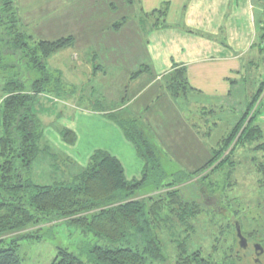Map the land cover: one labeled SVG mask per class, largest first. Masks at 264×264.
I'll return each mask as SVG.
<instances>
[{
    "label": "trees",
    "instance_id": "16d2710c",
    "mask_svg": "<svg viewBox=\"0 0 264 264\" xmlns=\"http://www.w3.org/2000/svg\"><path fill=\"white\" fill-rule=\"evenodd\" d=\"M15 2L0 0V31H3L0 34V264H21L16 253L18 242L38 240L40 226L59 221H66L105 242V245L94 246L87 252V256L92 258L91 264H163L165 259L158 232L159 227L161 229L158 224L166 221L163 211L170 213L174 209L180 212L186 224L188 219H196L201 214L203 204L186 201L180 190L160 193L162 188L167 190L173 186L155 185L150 194H143L145 188L154 185L151 180H160L163 176L157 150L136 121L118 117L120 110L106 116L119 127L143 160L140 179L126 180L121 163L102 150L94 151L86 167L69 182L40 186L25 178L32 163L45 151L41 147L43 125L36 112L38 96L51 95L52 88L59 91L58 86L51 83L46 62L68 48L73 39L33 41L21 30ZM153 14L160 16L155 20L158 24L153 27H163L166 11L162 9ZM122 23L114 28L118 29ZM30 43L35 46L31 47ZM254 46L258 57L251 61V67L261 70L262 80L237 124L212 147L213 155L221 156L232 143L231 153L253 146L252 150L264 154V125L260 124L264 115V25L259 29ZM8 55L15 59V63L3 66ZM166 81V91L174 100H187L193 93L181 67L171 72ZM55 82L59 84L58 80ZM212 108L207 110L206 116L211 117L215 113ZM205 135L210 134L206 132ZM60 137L68 145L76 142L74 132L68 129H63ZM212 162L210 159L208 165ZM262 166L257 167L264 178ZM261 183L264 184V179ZM236 224L243 236L240 221L234 222L235 234ZM185 227L188 233L194 228L191 223ZM175 248V264H220L218 260L213 262L215 259L210 255L203 257L200 251L189 253L186 242L178 243ZM239 250L246 249L239 247ZM216 252L214 249L212 254ZM52 264L86 263L67 249L58 248Z\"/></svg>",
    "mask_w": 264,
    "mask_h": 264
},
{
    "label": "rangeland",
    "instance_id": "374dc122",
    "mask_svg": "<svg viewBox=\"0 0 264 264\" xmlns=\"http://www.w3.org/2000/svg\"><path fill=\"white\" fill-rule=\"evenodd\" d=\"M15 1L21 30L33 41H54L67 37L73 39L68 48L54 54L46 62L47 69L51 74V83L55 87L58 86L59 91L50 87L53 89L51 95L38 96L39 106L37 105L36 112L43 125L41 147L45 151L39 154L25 174L26 179L40 186L69 182L68 175L70 178L75 172L74 162L78 168L80 167L78 162L80 158L75 159V153H77V150L75 152V143L66 146V143L64 144L58 138L55 139V136L59 135L60 137L61 131L66 128L76 130L77 116L82 108L100 112L109 108L114 109L124 102H128L127 98L123 96L122 90H119L117 96L113 93L114 91L108 90L110 83L106 80L111 78L113 67L110 66L111 63L101 59L100 46H109L111 43L109 38L114 37L112 33H118L116 36L120 39L125 26L124 29L128 36L130 33L131 41H122L121 45H123V49L135 53L140 60L141 49H144L145 44L143 36L145 27L138 25L142 20L139 21V14L135 10H132L131 16L128 15L127 18L122 17L118 20L122 15L125 0H100V16L107 19L116 15V21L115 23L112 21L110 30L106 31L104 30L106 28H103L106 23L102 22L103 18H100V23L92 25V30L102 26L100 34L97 35L98 40L84 43L81 42L82 38L79 37L77 32L79 29L76 26L64 24L66 27H62L59 24L62 22L60 17L44 19L42 16L34 14L39 10L37 5L43 4L44 0ZM62 1L66 0H47V7ZM111 6H114L115 9H112ZM121 22H123L122 26L115 29L114 26ZM2 33L3 31H0V34ZM30 46L34 47L35 45L30 43ZM0 48H2V44ZM84 59H88L89 64L94 67L92 72L77 66V63ZM7 63L14 64L15 59L8 55L3 61V66ZM142 65L144 66V64L138 66L140 70L143 69ZM259 69H262V66ZM259 72L261 73V70ZM241 76L247 79L238 83L237 87L233 84L230 95L213 106L212 109L215 113L210 119L213 122H209L210 120L203 123L196 122V125L202 129H204V124L207 128L208 126L212 128L211 133L207 131L211 136L206 137L205 143L215 144L219 139L228 135L233 129L227 124L228 121L232 120L231 117L235 116L236 120V116L241 117L244 114L252 96L258 89L259 79L262 80L263 77L260 75L259 79L252 80L251 73L241 74ZM233 78L236 79V77ZM89 79H91L90 82H88ZM57 80L59 84L55 82ZM122 116L123 112L119 114L120 118ZM137 120L140 119L137 118ZM153 120L156 122L154 114ZM139 123L143 127H146L147 123L150 127L154 125L152 119L148 118H141ZM260 124L264 125V115L260 118ZM146 133L148 134L146 138L157 150L156 156L163 176H160L162 178L160 180H151L150 183L153 182L154 185L145 188L143 194H150L151 188H156L155 185L158 187L173 186L167 190L162 188L160 193L180 190L186 201L192 202L191 204L196 202L204 205H201V214L196 219H188L186 224L184 218L180 217L182 216L180 212L173 211L174 209L170 213L163 211L162 216L166 221H161L162 224H158L162 229L159 227L158 232L165 259L163 264H175V247L180 242H186L189 253L200 251L203 257L207 258L210 255L215 259L213 262L218 260L220 264L232 262L233 264H264V250L258 256L254 250V244L264 246V184L261 183L264 178L257 167L261 165L264 167V154L261 151L252 150L253 146L239 148L231 153L232 143L221 156L213 155L212 151L208 153L207 150L196 146L194 156L191 145L189 153L188 148L185 149L183 146L173 151L163 139L161 141L156 139L155 126L151 130L148 129ZM173 142L177 141L173 140ZM89 148L91 149V147ZM210 159H213V162L208 165ZM1 162L2 160H0ZM195 171L196 174H194ZM77 172L78 170L75 173ZM182 218L183 223L180 222ZM235 221L241 222L243 237L248 240L247 249L243 251L239 250L238 239L234 232ZM190 223L194 228L188 233L185 226ZM40 227L41 229L37 233L38 240L28 239L18 242L16 253L21 264H52L58 248L67 249L82 262L91 264L92 258L87 256V252L94 246L105 245V242L99 241L91 233L84 232L66 221L45 224ZM214 249H217V252L212 254ZM236 258L237 260H235ZM255 259L258 262H255Z\"/></svg>",
    "mask_w": 264,
    "mask_h": 264
},
{
    "label": "crops",
    "instance_id": "0c3cea01",
    "mask_svg": "<svg viewBox=\"0 0 264 264\" xmlns=\"http://www.w3.org/2000/svg\"><path fill=\"white\" fill-rule=\"evenodd\" d=\"M99 3L100 0H66L47 7V0H44L43 4L37 5L39 10L34 14L44 19L60 17L62 27L76 26L81 42L90 43L98 40L102 26L92 30V25L100 23V18L106 23L103 27L106 31L110 30L111 22L116 21V15L107 19L100 16ZM111 8L115 9L114 6ZM162 9L166 11L163 27L154 28L158 24L155 20L160 16L153 13ZM132 10L139 14V21L142 20L138 25L145 27L141 59L121 45L122 41H131L125 26L120 39L116 36L118 33H112L115 38H109V46H100L101 59L113 67L111 78L106 80L110 83L108 90L114 91L115 95L122 90L128 102L100 112L87 108L79 110L76 130L66 128L76 136L75 159L80 158V169L69 158L74 162L75 172L78 170L71 177L86 167L94 151L102 150L121 163L126 180L140 179L143 160L119 127L106 116L116 110H120L118 117L123 112L120 119L136 121L146 137V131L155 126L156 139H163L173 151L182 146L189 150L191 145L194 156L196 146L210 153L214 144L205 143L208 137L205 134L211 128L204 124L202 129L196 122L203 123L212 118L206 117L205 113L230 95L233 84L237 87L247 79L241 74L251 73L252 80L259 79L260 72L251 67V61L258 57L253 44L264 25V0H125L118 20L131 16ZM141 64H144L142 70L138 68ZM77 66L88 72L94 69L88 59L78 62ZM180 67L193 90L187 100H174L166 91L167 76ZM137 118L152 119L154 125L150 127L147 123L143 127ZM239 118L231 117L235 121H228L229 127H234ZM57 138L62 142L59 135L55 136ZM71 177L68 175V179Z\"/></svg>",
    "mask_w": 264,
    "mask_h": 264
},
{
    "label": "water",
    "instance_id": "95a60500",
    "mask_svg": "<svg viewBox=\"0 0 264 264\" xmlns=\"http://www.w3.org/2000/svg\"><path fill=\"white\" fill-rule=\"evenodd\" d=\"M235 229H236V236L238 239V245L240 248L242 249H246L247 247V240L241 235V231L240 228L238 226V224L235 225ZM254 250L257 253V256L260 255L261 253H263V249L260 245L258 244H254Z\"/></svg>",
    "mask_w": 264,
    "mask_h": 264
},
{
    "label": "flooded vegetation",
    "instance_id": "af4514ba",
    "mask_svg": "<svg viewBox=\"0 0 264 264\" xmlns=\"http://www.w3.org/2000/svg\"><path fill=\"white\" fill-rule=\"evenodd\" d=\"M247 245H248V244H247ZM246 249H247V248H246ZM254 253H255V252H254ZM255 255H256V254H255ZM256 257H257V256H256ZM254 261H255V262H258V260H257V259H255Z\"/></svg>",
    "mask_w": 264,
    "mask_h": 264
}]
</instances>
